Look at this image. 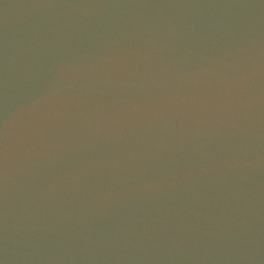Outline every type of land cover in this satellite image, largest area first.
<instances>
[{
  "label": "clouds",
  "instance_id": "clouds-1",
  "mask_svg": "<svg viewBox=\"0 0 264 264\" xmlns=\"http://www.w3.org/2000/svg\"><path fill=\"white\" fill-rule=\"evenodd\" d=\"M3 10L0 68L48 69L0 111V264H264V0ZM212 186L203 224L121 222Z\"/></svg>",
  "mask_w": 264,
  "mask_h": 264
},
{
  "label": "water",
  "instance_id": "water-1",
  "mask_svg": "<svg viewBox=\"0 0 264 264\" xmlns=\"http://www.w3.org/2000/svg\"><path fill=\"white\" fill-rule=\"evenodd\" d=\"M21 0H0V41L3 40V5L20 3ZM69 2L76 3L80 0H69ZM182 2H207V0H182ZM193 50V54L214 46L212 37L199 39L193 37L187 45ZM48 65L43 62H36L24 74H15L11 71L4 73L0 68V111L7 109L12 102L14 96L24 95L33 89L37 88L41 80L47 75ZM221 195V189L217 186L210 188L188 189L178 193L173 198L162 202L159 205H144L140 208L129 210L127 216H122L121 222L125 220L129 222H140L145 219H158L161 222H173L178 219L177 216L172 215L169 210L174 207H179L180 204L185 205L186 215L184 212L180 214L184 216V222L189 225L203 224L216 216L218 213L205 207L203 203H196L197 200H207L209 203L217 200ZM168 215H164L165 213Z\"/></svg>",
  "mask_w": 264,
  "mask_h": 264
}]
</instances>
